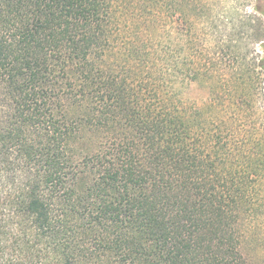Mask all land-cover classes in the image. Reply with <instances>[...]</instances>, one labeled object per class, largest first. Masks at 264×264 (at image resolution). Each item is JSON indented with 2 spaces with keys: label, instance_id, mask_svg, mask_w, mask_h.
<instances>
[{
  "label": "trees",
  "instance_id": "trees-1",
  "mask_svg": "<svg viewBox=\"0 0 264 264\" xmlns=\"http://www.w3.org/2000/svg\"><path fill=\"white\" fill-rule=\"evenodd\" d=\"M248 219L264 0H0V264H252Z\"/></svg>",
  "mask_w": 264,
  "mask_h": 264
},
{
  "label": "rangeland",
  "instance_id": "rangeland-1",
  "mask_svg": "<svg viewBox=\"0 0 264 264\" xmlns=\"http://www.w3.org/2000/svg\"><path fill=\"white\" fill-rule=\"evenodd\" d=\"M246 8L249 10L251 6ZM186 96L201 104L207 96V88L191 83L186 89ZM256 223L248 219L242 228L241 252L252 264H260L264 260V219Z\"/></svg>",
  "mask_w": 264,
  "mask_h": 264
}]
</instances>
